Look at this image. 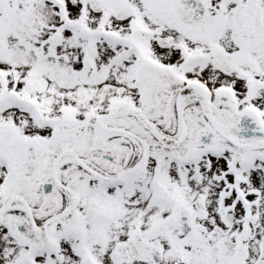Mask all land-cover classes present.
I'll return each instance as SVG.
<instances>
[{
  "label": "snow or ice",
  "instance_id": "6c2138e0",
  "mask_svg": "<svg viewBox=\"0 0 264 264\" xmlns=\"http://www.w3.org/2000/svg\"><path fill=\"white\" fill-rule=\"evenodd\" d=\"M0 264H264V0H0Z\"/></svg>",
  "mask_w": 264,
  "mask_h": 264
}]
</instances>
